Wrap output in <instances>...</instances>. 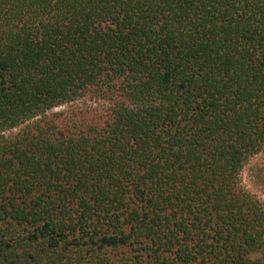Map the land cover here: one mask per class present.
I'll return each mask as SVG.
<instances>
[{
	"label": "trees",
	"instance_id": "trees-1",
	"mask_svg": "<svg viewBox=\"0 0 264 264\" xmlns=\"http://www.w3.org/2000/svg\"><path fill=\"white\" fill-rule=\"evenodd\" d=\"M264 0H0V264H264Z\"/></svg>",
	"mask_w": 264,
	"mask_h": 264
},
{
	"label": "rangeland",
	"instance_id": "rangeland-1",
	"mask_svg": "<svg viewBox=\"0 0 264 264\" xmlns=\"http://www.w3.org/2000/svg\"><path fill=\"white\" fill-rule=\"evenodd\" d=\"M251 165L260 167L264 165V154L261 156H258L254 159L251 160L250 162ZM261 178L256 176V171L255 173L253 172V169L251 167L247 166L246 169L242 173V183L243 185L253 194H256L260 196L262 193L264 186L260 184Z\"/></svg>",
	"mask_w": 264,
	"mask_h": 264
}]
</instances>
